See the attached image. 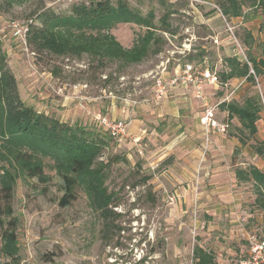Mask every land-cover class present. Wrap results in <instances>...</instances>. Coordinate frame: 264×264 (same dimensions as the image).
Segmentation results:
<instances>
[{"label": "rangeland", "instance_id": "obj_1", "mask_svg": "<svg viewBox=\"0 0 264 264\" xmlns=\"http://www.w3.org/2000/svg\"><path fill=\"white\" fill-rule=\"evenodd\" d=\"M88 1L30 0L10 8L0 0V43L8 68L17 79L22 100L36 110L64 122L93 126L99 124L94 116L106 114L114 102L115 119L128 117L129 127L140 125L146 137L140 143L124 140L113 150L125 154L129 164L118 165L113 172L111 185L119 192L121 204L115 208L119 217L104 236L102 222L83 193L69 207L59 206L62 181L54 172L48 171L53 179L46 192L36 179L18 182L13 205L19 220L20 264H194V247L205 239L207 248H217L224 255L218 264L235 263L231 261L235 248L245 245L248 233L262 229L253 185L239 181L235 172L250 165L264 171V159L252 148L257 140H264L263 78L219 82L218 90L204 85L211 105L218 106L216 120L229 124L225 136L210 133L208 140L198 135L200 127L190 137L187 119L185 129H175L178 120L168 114L199 116L202 106L194 96L188 94L184 102H177L169 93L161 102L154 93L157 79L168 80L185 64L219 76L229 71L228 58L249 63L250 54L260 57L264 17L249 11L229 20L214 12V0H127L143 13L154 10L157 25L173 11L170 22L177 35H164L167 44L160 55L123 70L116 63L98 69L86 55H37L27 45L23 35L34 11L51 8L63 13ZM13 22L23 34L11 26ZM140 31L135 25H120L112 34L131 47ZM246 31L254 45L246 42ZM250 72L253 75L252 67ZM253 93L260 95L263 110L257 136L249 137L240 131L237 119L227 121L220 104L229 97L243 103ZM165 117L171 120L163 122ZM136 119L143 122L136 124ZM149 175L148 187L133 188ZM248 214L246 223L237 222L238 216Z\"/></svg>", "mask_w": 264, "mask_h": 264}, {"label": "trees", "instance_id": "obj_2", "mask_svg": "<svg viewBox=\"0 0 264 264\" xmlns=\"http://www.w3.org/2000/svg\"><path fill=\"white\" fill-rule=\"evenodd\" d=\"M28 1L6 0L10 8ZM214 1L229 20L244 17L249 11L264 17V0ZM215 11L218 10L214 8ZM172 14L173 11H168L157 25L154 10L143 13L127 0H89L73 4L63 13L42 8L30 15L26 42L37 55L77 58L86 55L91 66L98 69L116 63L123 70L164 52L167 44L164 35H177L170 22ZM120 25H135L141 30L131 47H125L112 34ZM245 40L250 46L254 45V38L248 31ZM1 46L0 43V256L1 264H20L19 220L13 202L21 179H36L45 185L43 191L46 192L53 179L48 171L54 172L62 181L59 206L69 207L83 193L102 222L104 236L110 233L119 217L115 208L121 204L111 178L115 168L129 164V159L123 153L113 152L119 141L102 125L64 122L27 105L20 96L17 79L8 68ZM259 48L260 57L250 54L249 63L236 57L228 58L229 71L219 74V82L236 78L255 82L256 77H262L264 83V44ZM220 108L227 113L228 122L239 121L244 135L257 136L263 110L258 93L248 95L243 103L222 102ZM252 148L264 159V140H257ZM235 173L239 181L252 183L257 196L255 203L264 211V171L250 165ZM151 180V175L143 176L133 188L148 187ZM148 196L156 202L152 193ZM261 230L258 232L264 239V219ZM193 257L194 264H215L214 253L198 245L194 247Z\"/></svg>", "mask_w": 264, "mask_h": 264}, {"label": "built area", "instance_id": "obj_3", "mask_svg": "<svg viewBox=\"0 0 264 264\" xmlns=\"http://www.w3.org/2000/svg\"><path fill=\"white\" fill-rule=\"evenodd\" d=\"M212 6L222 14L221 10L215 4H212ZM11 26L17 30L18 34L22 33V30L18 28L19 26L14 22ZM23 36L26 39V30L24 31ZM189 84L193 85L194 97L200 102L204 112L200 122L204 129L206 139H209L211 132H215L218 135L226 134L229 129L228 123H221L216 120L215 111L218 106L211 105L207 94L204 92L205 84L216 87L220 85L217 72H210L207 70L197 72L191 64H185L182 69H177L168 80H164L162 77L156 80L154 99L161 101L171 93L175 87H185ZM94 118L119 142L129 138L128 127L131 124V121L112 120L102 114H97ZM132 141L134 143H140L141 138L134 137L132 138ZM239 221L245 223L246 218L241 217ZM247 241L249 245V256L241 264H264V240L261 239L257 233L252 232L247 234ZM1 262L2 260L0 256V264Z\"/></svg>", "mask_w": 264, "mask_h": 264}, {"label": "crops", "instance_id": "obj_4", "mask_svg": "<svg viewBox=\"0 0 264 264\" xmlns=\"http://www.w3.org/2000/svg\"><path fill=\"white\" fill-rule=\"evenodd\" d=\"M169 78V77H168ZM236 79H238V78H236ZM216 90H218V86L215 88ZM171 93H174V95H175V97H177V102H184L183 100H185V99H187L186 98V96H188V94H191L192 96H194V93H193V85L192 84H189L188 86H185V87H182V86H178V87H175V89H173L172 91H171ZM226 98V97H225ZM230 98V97H229ZM229 98H228V100H223L222 102H225V101H229ZM163 100V99H162ZM162 100H161V102H162ZM165 100V99H164ZM163 100V101H164ZM118 107L115 105V103L113 102L112 103V105H110L109 106V108H107V111H105L106 112V114L104 113V116H106V117H108L109 119H112V120H125L126 118H128V117H126L125 119H115L116 118V116H118ZM125 111V110H124ZM202 111H203V109H202ZM120 114H121V112H120ZM127 114V112L125 111V115ZM168 114H171V118L172 119H175V120H178V125H175V123H173V126L175 125L176 127H175V129L176 128H182V129H185V119H187L188 121H189V128H188V132H187V134L191 137V136H193V135H195V133H197L198 132V129L197 128H199L200 127V129H201V132L198 134V135H200L201 136V138H203V137H205V132H204V129H203V127L201 126V123H200V120H201V118L203 117V115H204V112H201V114L198 116V115H190L189 114V116L188 117H185V114H181V112H179V111H175V112H172V113H168ZM196 118V122L194 123L193 122V120H194V118ZM171 118H167V117H165L163 120V122H165V121H167V120H171ZM129 119V118H128ZM181 120H182V122H181ZM134 122H136V124H137V122H143V121H140L139 119L137 120H134ZM174 122V121H173ZM181 122V123H180ZM200 124V125H199ZM131 125V124H130ZM134 125V124H133ZM132 125V128L131 127H128V133H129V140H132V138H134V137H140L141 138V140L143 139V138H145L146 137V131L144 130V129H142L141 127H140V125H134L133 126ZM168 124H167V122L165 123V125L164 126H167ZM183 126V127H182ZM141 128V129H140ZM171 128V127H170ZM141 130V131H140ZM140 132V133H139ZM211 133H213V134H216L215 132H211ZM216 135H218V134H216ZM226 134H224V135H221V136H225ZM206 138V137H205ZM128 139H126L125 141H127ZM121 143H123L122 141H121ZM203 146V145H202ZM256 195V194H255ZM256 197L257 196H255V199H254V204H255V207L256 208H258L257 207V205H256V203H255V201H256ZM258 210V209H257ZM259 211V210H258ZM261 211V213H262V221H261V223H262V225H263V219H264V211H262V210H260ZM249 215V214H248ZM239 217V219L241 218V217H245L244 215H242V216H238ZM237 217V218H238ZM249 217H250V215L249 216H246L245 218H246V222L249 220ZM239 219H237L238 221L237 222H239L240 224H242L240 221H239ZM245 222V223H246ZM259 231V230H258ZM257 230L256 231H253L254 233H257L258 235H259V237L261 238V239H263V237H262V235H260L259 234V232H258ZM261 231H263V230H261ZM250 233H252V232H250ZM208 239H205L201 244H199L198 246L199 247H201L202 249H204L205 251H207V252H212V253H214V255H215V264H218V261H219V258H223V256L224 255H222V254H219L218 253V251H217V248L215 249V248H213V247H210V248H207L208 246H207V241ZM264 240V239H263ZM231 256H234V257H231V261H233V262H235V263H237V262H239V259H241L240 260V264L245 260V259H247L248 258V256H249V245H248V241H247V236H246V243H245V245H243L242 247L240 246V247H236L235 248V251L231 254ZM238 258V259H237ZM228 259V258H227ZM235 263H232V264H235ZM229 264H231V263H229Z\"/></svg>", "mask_w": 264, "mask_h": 264}]
</instances>
